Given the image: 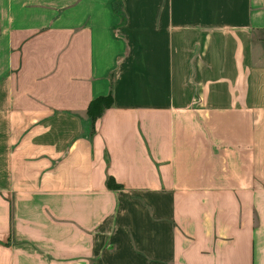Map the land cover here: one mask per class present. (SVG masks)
<instances>
[{
  "label": "crops",
  "instance_id": "1",
  "mask_svg": "<svg viewBox=\"0 0 264 264\" xmlns=\"http://www.w3.org/2000/svg\"><path fill=\"white\" fill-rule=\"evenodd\" d=\"M115 1L0 0V264H264V0Z\"/></svg>",
  "mask_w": 264,
  "mask_h": 264
},
{
  "label": "trees",
  "instance_id": "2",
  "mask_svg": "<svg viewBox=\"0 0 264 264\" xmlns=\"http://www.w3.org/2000/svg\"><path fill=\"white\" fill-rule=\"evenodd\" d=\"M114 4L117 10L121 7L120 0H116ZM113 102L114 99L111 93L108 95H101L90 102L87 113L89 118L92 120V133H94V123L97 118L100 117L107 108L111 107ZM107 184L111 188L121 187V185H119L113 177H109Z\"/></svg>",
  "mask_w": 264,
  "mask_h": 264
}]
</instances>
